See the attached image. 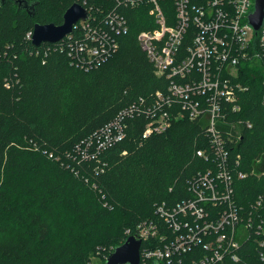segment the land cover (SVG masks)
Wrapping results in <instances>:
<instances>
[{"label":"trees","instance_id":"trees-1","mask_svg":"<svg viewBox=\"0 0 264 264\" xmlns=\"http://www.w3.org/2000/svg\"><path fill=\"white\" fill-rule=\"evenodd\" d=\"M28 1L34 16L0 0V264H90L99 246L116 247L140 224L159 222V203L190 196L189 177L205 167L195 156L205 147L204 124L183 117L143 138L148 119L135 115L124 119L123 138L108 139L103 130L122 109L167 88L138 40L154 24L148 7H123L130 30L118 50L84 70L68 41L35 46L28 33L36 23L61 24L76 1L97 12L115 3ZM238 80L248 86L239 117L252 127L241 128L234 147L247 173L235 177V196L249 207L264 196V56L243 63ZM152 246L146 239L141 251ZM261 253L250 242L242 262L264 264Z\"/></svg>","mask_w":264,"mask_h":264},{"label":"built area","instance_id":"built-area-1","mask_svg":"<svg viewBox=\"0 0 264 264\" xmlns=\"http://www.w3.org/2000/svg\"><path fill=\"white\" fill-rule=\"evenodd\" d=\"M112 1V9L98 12L83 4L88 18L74 28L81 34L60 40L70 43L73 61L90 70L108 60L130 30L122 8L146 5L154 24L141 31L138 40L155 73L168 84L149 100L141 98L122 109L104 128L105 136L123 138L124 119L135 115L148 119L143 138L166 131L183 117L203 121L206 134L205 147L195 151L205 167L189 177L190 196L159 203L160 221L138 226L135 234L156 245L141 251V263L172 264L188 255L190 264H249L242 262L245 247L250 242L264 246V196L249 207L238 203L235 177L247 173L238 170L241 155L233 152L241 128L252 127L250 120L239 117L240 94L248 90L238 80L241 66L264 56V23L256 30L250 21L256 0Z\"/></svg>","mask_w":264,"mask_h":264},{"label":"water","instance_id":"water-1","mask_svg":"<svg viewBox=\"0 0 264 264\" xmlns=\"http://www.w3.org/2000/svg\"><path fill=\"white\" fill-rule=\"evenodd\" d=\"M19 10L25 9L31 16L35 15V3L28 0H12ZM6 0H1V4ZM88 18L87 8L76 1L67 8L61 24L36 23L33 28L32 43L40 46L43 43L59 42L74 32L76 24ZM250 21L256 30L264 23V0H256L254 12L250 15ZM143 237L138 234H130L126 240L117 245L110 252L103 264H141V246Z\"/></svg>","mask_w":264,"mask_h":264},{"label":"rangeland","instance_id":"rangeland-1","mask_svg":"<svg viewBox=\"0 0 264 264\" xmlns=\"http://www.w3.org/2000/svg\"><path fill=\"white\" fill-rule=\"evenodd\" d=\"M114 246L104 245L97 248L96 254L91 256L90 264H103L110 254L114 250Z\"/></svg>","mask_w":264,"mask_h":264}]
</instances>
